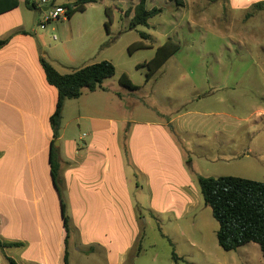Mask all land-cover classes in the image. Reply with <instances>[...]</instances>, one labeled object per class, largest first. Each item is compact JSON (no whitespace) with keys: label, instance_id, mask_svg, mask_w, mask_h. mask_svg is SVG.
<instances>
[{"label":"rangeland","instance_id":"rangeland-1","mask_svg":"<svg viewBox=\"0 0 264 264\" xmlns=\"http://www.w3.org/2000/svg\"><path fill=\"white\" fill-rule=\"evenodd\" d=\"M73 1L58 0V4ZM139 1L98 0L74 15L73 27L90 30L88 37L93 33L98 40L93 59L112 62L116 74L105 82V90H85L79 101L70 100L67 119L79 111L83 116L113 119L119 129L117 143L131 167L133 122L157 124L177 118L185 127H199L212 144L208 155H223L226 160L204 158L194 147L192 131L182 135L184 143L193 144L191 153H185L182 145L177 152L164 143L157 146L142 139L141 146L147 149L136 158L156 178L131 180L135 211L128 219L137 221L144 239L137 255V238L127 263L241 264L240 251L227 252L219 246V225L204 202L194 170L203 177L264 182V9H259L264 0H148L147 9L159 8L162 13L148 27L131 29ZM106 9L112 14L109 31ZM35 14L39 19L43 15ZM52 23L47 31L60 44L63 38L53 31ZM141 33L149 39L143 40ZM141 41L146 48L129 50ZM168 41L179 50L147 81L149 70L144 64ZM122 74L140 88L124 90ZM81 127V135L88 133L87 121ZM220 140L228 144L223 154L214 147ZM71 228L70 264H110L97 255L75 257L78 233Z\"/></svg>","mask_w":264,"mask_h":264},{"label":"crops","instance_id":"crops-1","mask_svg":"<svg viewBox=\"0 0 264 264\" xmlns=\"http://www.w3.org/2000/svg\"><path fill=\"white\" fill-rule=\"evenodd\" d=\"M19 2L18 8L0 15V41L8 40L0 47V242L19 244L0 247V264H9L8 258L18 264H64L66 231L50 164L53 143L59 153V179L68 215L71 212V225L78 233L75 257L97 255L110 264H128L140 233L137 221L128 219L135 211L131 180L156 178L136 158L147 149L141 146L142 139L157 146L164 143L177 152L182 145L185 153H191L194 144L207 160L226 159L208 155L212 144L199 127L188 128L177 118H169L157 124L133 122L135 133L130 142L135 162L131 167L117 143L115 121L83 116L80 111L67 119L69 101L56 145L51 117L59 95L48 83L41 59L61 74H69L100 62L92 57L98 40L93 33L91 39L88 37L90 30L74 28L73 15L52 23L56 26L53 31L63 38L59 44L57 36L47 31L49 24L45 29L40 27L43 15L39 19L35 13H42V9L31 10L26 0ZM107 80L102 84L104 90ZM84 120L88 133L81 135ZM189 131L194 137L191 145L182 139ZM85 137H91L90 141ZM214 147L223 154L228 144L220 140ZM194 174L202 176L197 169ZM237 251L241 264H264L261 248L255 243Z\"/></svg>","mask_w":264,"mask_h":264},{"label":"trees","instance_id":"trees-1","mask_svg":"<svg viewBox=\"0 0 264 264\" xmlns=\"http://www.w3.org/2000/svg\"><path fill=\"white\" fill-rule=\"evenodd\" d=\"M148 0H140L134 9L131 18V29L139 26L148 27L149 21L160 15L162 9H147ZM98 0H75L72 3L64 4L69 9L67 19L78 12L86 11L87 5L97 3ZM20 5L19 0H0V15L10 12ZM26 5L31 10H39L34 0H26ZM259 9H264L260 5ZM106 9V16L109 22L106 23V29L109 31V25L112 24V14ZM143 40L149 39L147 33H141ZM8 40L0 41V47L4 46ZM144 42H137L130 46V51H137L146 48ZM179 50V46L171 41L166 42L159 47L155 56L144 65L149 73L147 81L157 73V71ZM42 67L45 71L47 81L58 90V101L54 114L51 117V125L54 134V142L61 136L62 119L64 107L67 101L79 99L85 90L95 92L102 87L106 79L112 78L116 74V68L110 61H101L73 71L69 74H61L47 60L41 59ZM121 86L127 91H136L140 87L133 84L127 74L120 77ZM50 164L54 187L58 192L61 203V214L66 231V253L64 264L69 262L68 240L71 233V218L68 215V206L61 187L62 182L59 179V153L53 143L50 155ZM200 190L205 204L211 208L212 215L219 225L217 239L219 246L227 251H237L239 248L250 243L260 246L264 257V182L244 179L240 177H198ZM143 235L138 237L139 249L137 255L142 249ZM138 244V242H136ZM19 244L1 243L0 247L18 246ZM176 257V256H175ZM176 259H179L176 257ZM9 264H18L15 260L8 258Z\"/></svg>","mask_w":264,"mask_h":264},{"label":"built area","instance_id":"built-area-1","mask_svg":"<svg viewBox=\"0 0 264 264\" xmlns=\"http://www.w3.org/2000/svg\"><path fill=\"white\" fill-rule=\"evenodd\" d=\"M37 6L43 11V20L40 26L42 29H45L51 22H61L67 19L69 9L57 4V0H38Z\"/></svg>","mask_w":264,"mask_h":264},{"label":"water","instance_id":"water-1","mask_svg":"<svg viewBox=\"0 0 264 264\" xmlns=\"http://www.w3.org/2000/svg\"><path fill=\"white\" fill-rule=\"evenodd\" d=\"M59 144V142L58 141H56V145H58Z\"/></svg>","mask_w":264,"mask_h":264}]
</instances>
